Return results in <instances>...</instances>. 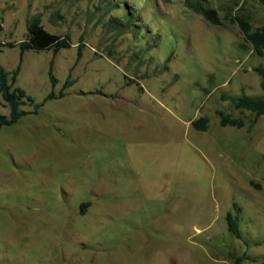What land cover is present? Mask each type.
I'll return each mask as SVG.
<instances>
[{"label": "rangeland", "instance_id": "374dc122", "mask_svg": "<svg viewBox=\"0 0 264 264\" xmlns=\"http://www.w3.org/2000/svg\"><path fill=\"white\" fill-rule=\"evenodd\" d=\"M35 14L72 46L23 54L16 86L34 102L0 129V264H264V115L235 106L264 100V54L234 20L261 28L264 4L0 0V41L25 40ZM20 55L5 45L0 63L12 72Z\"/></svg>", "mask_w": 264, "mask_h": 264}, {"label": "trees", "instance_id": "16d2710c", "mask_svg": "<svg viewBox=\"0 0 264 264\" xmlns=\"http://www.w3.org/2000/svg\"><path fill=\"white\" fill-rule=\"evenodd\" d=\"M262 4H264V0H259ZM197 12L203 14L208 20L213 23H219L220 19L215 9L204 8L202 6L194 8ZM234 20L239 24L241 30L245 34L246 40L249 41L257 54H264V26L257 30H252L251 23L243 18V17H235ZM27 37L25 40L20 42L18 41H0V51L3 46H20L21 55L19 59V63L16 68L12 72H8L3 65L0 63V94L6 105L10 107V115H1L0 114V129L5 125H11L16 123L26 112L21 109V104L29 102H34V98L27 94L26 90L20 86H16L18 76L22 69L23 63V54L26 50L31 48L36 49H52L54 53L59 52L63 48H69L72 46L71 35L69 34H58L49 31L45 28L42 23V15L35 14L32 16L27 24ZM3 30V25L0 22V32ZM83 36L80 37L78 44V59L81 58L83 54V49L85 43L83 42ZM53 64L54 61L51 60L49 67V76L52 82V85L55 87L58 83L57 77L53 73ZM255 71L258 72L261 76V87L264 90V68L262 66H258L255 68ZM73 84L71 81V74L65 80L62 89L57 94L55 90L50 92L45 100L53 99L57 97H62L66 94L65 89ZM40 105H36V111L38 110ZM236 108L250 110L257 115H264V100L259 98H250L246 96H240L235 99ZM221 114V125H233L242 127L245 125V122L240 117H233L231 113L227 112L223 114L222 111H219ZM209 117L201 116L197 120L194 121V125L196 128L200 130H206L208 128ZM89 203H85L82 205V212L86 211V207ZM227 221L229 230L238 238H242V233L240 229V225L236 217L232 212H228ZM247 258L246 255H241L237 257L234 261V264H242V262Z\"/></svg>", "mask_w": 264, "mask_h": 264}]
</instances>
